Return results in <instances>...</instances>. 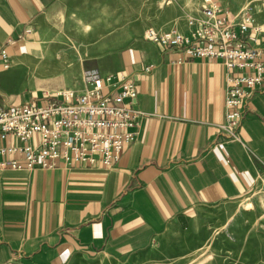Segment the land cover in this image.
Masks as SVG:
<instances>
[{
  "label": "crops",
  "instance_id": "0c3cea01",
  "mask_svg": "<svg viewBox=\"0 0 264 264\" xmlns=\"http://www.w3.org/2000/svg\"><path fill=\"white\" fill-rule=\"evenodd\" d=\"M160 1L0 0V48L8 55V67L0 64V106L79 91L90 69L128 74L144 112L135 140L107 168L0 170V264H67L90 254L130 259L177 218L264 195V77L244 98L241 142L229 139L218 128L223 64L176 62L180 52L143 37L147 26H128L144 22L136 14ZM185 1L196 15L202 0ZM214 1L233 12L248 3L264 47V0ZM172 26L186 29L185 20Z\"/></svg>",
  "mask_w": 264,
  "mask_h": 264
},
{
  "label": "built area",
  "instance_id": "2783aa9c",
  "mask_svg": "<svg viewBox=\"0 0 264 264\" xmlns=\"http://www.w3.org/2000/svg\"><path fill=\"white\" fill-rule=\"evenodd\" d=\"M185 30L153 26L143 37L183 58L220 61L226 70L223 121L218 124L229 139L241 142L238 127L247 91L264 77V47L259 44L263 27L254 22L247 3L236 11L202 0L196 15L185 17ZM0 64L8 55L0 48ZM151 65L143 67L147 72ZM84 87L61 89L42 98L0 106V170L71 168L75 164L109 167L137 135L144 114L135 105L137 89L122 71L100 74L82 72ZM264 170V166H263Z\"/></svg>",
  "mask_w": 264,
  "mask_h": 264
},
{
  "label": "rangeland",
  "instance_id": "374dc122",
  "mask_svg": "<svg viewBox=\"0 0 264 264\" xmlns=\"http://www.w3.org/2000/svg\"><path fill=\"white\" fill-rule=\"evenodd\" d=\"M190 11L185 0H161L155 6L145 5L136 14H144V22L130 20L128 26L137 29L139 24L154 28L156 23L166 28L183 25ZM110 23L113 29L122 24ZM160 26L158 30H164ZM67 264H264V195L255 193L177 218L149 250L133 258L90 254Z\"/></svg>",
  "mask_w": 264,
  "mask_h": 264
}]
</instances>
